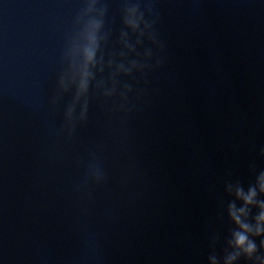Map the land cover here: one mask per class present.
Returning <instances> with one entry per match:
<instances>
[{
	"label": "water",
	"instance_id": "1",
	"mask_svg": "<svg viewBox=\"0 0 264 264\" xmlns=\"http://www.w3.org/2000/svg\"><path fill=\"white\" fill-rule=\"evenodd\" d=\"M262 174L264 96L0 85V264H264Z\"/></svg>",
	"mask_w": 264,
	"mask_h": 264
},
{
	"label": "clouds",
	"instance_id": "2",
	"mask_svg": "<svg viewBox=\"0 0 264 264\" xmlns=\"http://www.w3.org/2000/svg\"><path fill=\"white\" fill-rule=\"evenodd\" d=\"M153 42H155V38H154ZM94 56H95V49L94 48L88 49L86 52L87 60L89 62H91L94 59ZM81 87L86 88L87 87L86 83L82 84ZM85 111H86V109H85ZM260 178H261V180H264V174H262ZM261 188H262V190H264V184H261ZM255 195H256L255 190L250 191V194L248 196L244 197L245 205L253 203V197ZM234 207H235L234 205H231L230 209H234ZM240 211L244 212L245 209L241 208ZM230 215L235 220L236 224L243 230V231L235 233V237H236L235 243L238 247H244L246 242H247V247L244 250L250 256L251 253H253L256 250V245L254 243L248 241V237H247V235H245V232L251 231V228H250L249 224H247L241 220L240 216H238L234 210L230 212ZM257 220L264 221V211L260 212L259 216L257 217ZM260 232H261V230L257 229L255 234L259 235ZM261 244H262V246H264V241H262Z\"/></svg>",
	"mask_w": 264,
	"mask_h": 264
}]
</instances>
